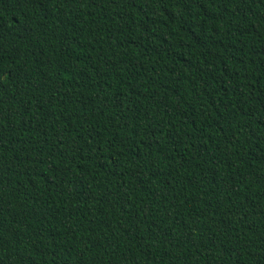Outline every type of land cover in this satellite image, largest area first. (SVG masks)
I'll list each match as a JSON object with an SVG mask.
<instances>
[{
  "label": "trees",
  "instance_id": "trees-1",
  "mask_svg": "<svg viewBox=\"0 0 264 264\" xmlns=\"http://www.w3.org/2000/svg\"><path fill=\"white\" fill-rule=\"evenodd\" d=\"M0 264H264V0H0Z\"/></svg>",
  "mask_w": 264,
  "mask_h": 264
}]
</instances>
